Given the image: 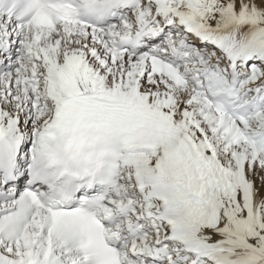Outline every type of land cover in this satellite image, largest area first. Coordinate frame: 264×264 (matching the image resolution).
<instances>
[{
    "label": "snow or ice",
    "instance_id": "1",
    "mask_svg": "<svg viewBox=\"0 0 264 264\" xmlns=\"http://www.w3.org/2000/svg\"><path fill=\"white\" fill-rule=\"evenodd\" d=\"M0 264H264V0H0Z\"/></svg>",
    "mask_w": 264,
    "mask_h": 264
}]
</instances>
